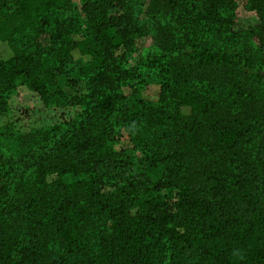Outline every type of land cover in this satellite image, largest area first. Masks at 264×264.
Masks as SVG:
<instances>
[{"label": "trees", "instance_id": "1", "mask_svg": "<svg viewBox=\"0 0 264 264\" xmlns=\"http://www.w3.org/2000/svg\"><path fill=\"white\" fill-rule=\"evenodd\" d=\"M134 1L0 0V113L65 77L75 110L0 138V264H264V72L236 0ZM140 13L157 51L131 64Z\"/></svg>", "mask_w": 264, "mask_h": 264}, {"label": "rangeland", "instance_id": "2", "mask_svg": "<svg viewBox=\"0 0 264 264\" xmlns=\"http://www.w3.org/2000/svg\"><path fill=\"white\" fill-rule=\"evenodd\" d=\"M148 0H136L133 4L142 10L147 4ZM76 7H79L78 0H74ZM235 20L239 28H243L249 33V44L246 51L251 54L256 62L257 68L264 72V55H262L259 48V39L257 38L259 14L256 10L250 8L247 0H236V8L234 10ZM139 22L146 23L147 34L136 40L133 52L129 54L128 58L131 64H135L141 56L147 53L157 51V34L155 26L149 21V18L144 13L138 14ZM2 45H0L1 47ZM2 51V49H0ZM67 79L60 78L57 86L48 90L47 101L41 103L35 93H32L26 86H18L8 98L7 110L0 113V138L4 141H9L16 138L18 135L27 134L35 130L47 128L62 120L65 115H72L75 110L70 109L67 103V95L70 89L67 87ZM148 85L144 87L142 95L146 99L154 100L159 93V85L152 80L147 81ZM124 92L127 94L129 88L124 87ZM114 132L119 130L117 121H114ZM112 149L116 151H123L124 155L131 160L129 166L132 175L139 174V166L137 164L136 153L132 151V145L124 135L113 136L110 142ZM162 169L159 168L154 173L149 174L152 181H156L161 177ZM170 194L169 190H165L160 195Z\"/></svg>", "mask_w": 264, "mask_h": 264}]
</instances>
